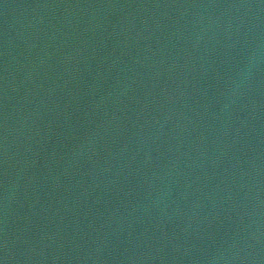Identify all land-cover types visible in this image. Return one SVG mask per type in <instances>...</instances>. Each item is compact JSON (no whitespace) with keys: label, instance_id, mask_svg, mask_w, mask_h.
I'll list each match as a JSON object with an SVG mask.
<instances>
[{"label":"water","instance_id":"95a60500","mask_svg":"<svg viewBox=\"0 0 264 264\" xmlns=\"http://www.w3.org/2000/svg\"><path fill=\"white\" fill-rule=\"evenodd\" d=\"M0 264H264V0H0Z\"/></svg>","mask_w":264,"mask_h":264}]
</instances>
